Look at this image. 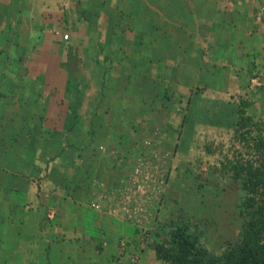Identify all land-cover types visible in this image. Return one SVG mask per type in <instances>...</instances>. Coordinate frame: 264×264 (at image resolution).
<instances>
[{
	"label": "crops",
	"instance_id": "0c3cea01",
	"mask_svg": "<svg viewBox=\"0 0 264 264\" xmlns=\"http://www.w3.org/2000/svg\"><path fill=\"white\" fill-rule=\"evenodd\" d=\"M79 2L76 12L81 21L66 20L65 25L67 32L80 31L82 27V38L70 35L69 40V34L64 33L61 44L54 50L55 35L59 34L57 14L62 11L58 1L0 0V51L5 53L0 56V62L4 63L6 56L10 60L12 54L17 55L23 49V65L28 68L23 80L29 81L31 90L36 87V96L49 99L46 104L53 111L58 109L57 98L53 96H65L67 73L60 63L65 62L71 70L77 63L85 88L80 107L84 114L81 129L87 126L89 136L92 125L99 119L96 126L105 125L114 132L111 138L99 130L101 139L113 145L119 138L122 144H129L132 136L128 134L139 132V127L133 120L131 125L128 119L122 122L125 119H120V112L130 113L132 99H138L142 110L138 109L142 112L153 110L155 87L169 80L177 81L178 86H193L203 81L205 74L206 79L219 82L213 86L214 94L228 95L247 92L250 81L257 77L260 87L251 98L257 104H264V0ZM35 48L40 54L33 62L29 54ZM68 53L73 55L71 63ZM0 74L6 76L4 83L10 77L7 69H0ZM132 82L138 91L134 95L129 90ZM31 107L40 116L48 115L46 111L51 109L47 107L44 111L45 106L37 99ZM67 117L68 113L63 115L60 129L39 130L40 136L43 133L51 137L50 143L42 142L44 145L40 136L29 143L41 146L39 152L22 142L24 124L14 127L18 128V134L15 131L8 141L2 140V164L5 161L8 168L0 166L3 172L0 174V264H16L19 251L21 264L31 253L37 264H111V258L114 263L118 259L125 262V252L132 253L130 247L122 253L118 242L132 236V232L137 234V230L121 219L92 209L87 200L92 193L89 191L93 178L98 174L102 177L103 172L110 173L109 154L101 151L104 149L101 143L94 159L85 153L93 136L86 138V143L82 141L81 153L76 152V147L65 148L60 159L67 164V174L58 167L45 171L42 168L45 159L42 149L79 144L75 135L79 129L67 132L64 128ZM3 125L1 121V137L5 134ZM121 125L126 126L124 131ZM39 128L43 130L42 122ZM55 174V185H51V180L36 179L44 175L55 179ZM86 224L90 227L86 228ZM75 246L77 251L73 254Z\"/></svg>",
	"mask_w": 264,
	"mask_h": 264
},
{
	"label": "rangeland",
	"instance_id": "374dc122",
	"mask_svg": "<svg viewBox=\"0 0 264 264\" xmlns=\"http://www.w3.org/2000/svg\"><path fill=\"white\" fill-rule=\"evenodd\" d=\"M56 1L59 2L58 5L62 7V11L60 10V13L57 14L59 26L56 31L59 34L55 35L57 44L55 43L54 50L61 44L60 39L64 33L69 34V40L70 35L76 39H81L83 36L82 27L80 31L73 32L70 30L67 32L65 25L66 20L71 23L77 20L81 21L76 12V7L80 3L79 0ZM72 4L74 7H71ZM63 11H67V13ZM47 15L49 16V14ZM128 35H130L129 32ZM39 54V50L35 48L31 50L29 59L33 62L37 61ZM52 54L54 53L52 52ZM81 54L80 52V56ZM203 76L204 80L193 86H178L179 83L175 80L157 84L154 90L156 106L151 111L147 109V111L142 112L141 107L138 106V99H132L131 104L133 106L130 113L120 112V119H125L122 122H126L128 119L127 122L130 125L134 121V124L139 127V132L132 131L128 134L132 136V141L129 144H122V140L119 138L113 145L106 143L103 138L101 139L102 134L99 130H103L106 137L111 138L114 132L108 131L105 125L96 126L99 119L96 120L95 125H92L95 131L93 141L87 145L88 148L85 153L88 152L90 157L94 159L95 156H98V151L100 152L99 143H101V147L105 149V151L104 149L101 151L109 154L110 173L103 172L102 177L98 174L96 178H93L89 191L92 193L87 199L88 203L94 202L92 203L94 206L98 205L96 211L121 219L137 230V234L134 232L130 234L132 235L131 238H123L118 242L122 253L126 251L125 248L130 247L132 249L130 250L132 253L127 250L130 254L125 252L123 258L126 261L123 262L124 260L118 259L114 263L113 258H111L109 260L111 264H165L155 258L150 246L156 235L162 236L167 228L180 223L188 224L189 231L200 237V243L207 248L209 254H215L237 240V232L242 222L237 215L236 208L239 192L233 183L231 174L222 169L221 165H225L227 161L238 157H241L242 160L250 159L249 149L239 138H236L233 128L238 119L237 111L242 100L250 103L245 112L254 123L258 124V129L264 136V104H257L251 98V95H254L260 87L261 81L257 77H253L252 80L257 79V81L256 83L250 81L247 92L241 94L230 92V94L225 95L222 93L214 94L216 88L213 86L219 82L211 78L206 79L207 75L205 74ZM25 82L27 86L25 85L24 95L22 94L24 97L23 110L19 109L22 106L14 100L10 103L11 106L8 103L7 108H5L7 117L10 111L15 109H19V116L24 114L25 105L29 102V90H31L29 81L25 80ZM182 82L188 84L189 81L183 79ZM167 84L170 86L168 87ZM136 89V83L132 82L129 90L132 91L133 95L134 92H138ZM35 91H37L36 87L33 88V92ZM6 93L8 92L6 91ZM19 93L16 90L10 96L16 99ZM43 97L38 94L36 99L45 106L44 111L47 110V107L51 109L46 111L48 115H41L43 117V130L41 128L39 130L60 129L63 115L68 113L66 97L53 96V98H57L55 100L58 104V109L56 108L54 111L50 105L46 104L49 99L46 98L45 100ZM124 101L128 102L127 99ZM2 106L3 104H0V107ZM81 114L83 117V111ZM129 115L132 116L129 118ZM184 118L185 123L182 124ZM1 120L4 121V117ZM19 120V123L23 124V121ZM29 127L32 128L33 123L27 122L25 128L21 129L22 138L26 144L31 143L24 131ZM125 127V125H121L120 129L124 131ZM126 130H130L129 127ZM75 135L79 139V144H76L78 146L76 152L81 153L82 141L89 138L87 126L78 130ZM139 136L142 137L139 138ZM255 136H257V131L251 128V137ZM39 138L41 144L42 142L44 144L50 143V135L45 137L42 133ZM64 142L66 144L68 141L65 140ZM33 147L37 148L36 152L41 150V146L36 143ZM61 147L63 146L51 145L46 148V151L42 149V157L45 156L44 164H42L44 171L58 167L67 174V164L60 159L67 146ZM25 155L28 156V153ZM77 155L76 157H79ZM2 159L0 152V166L2 165V169L8 168V163L4 161L2 164ZM48 159L52 160L49 162ZM138 165L139 168L143 166L141 170L144 173L146 170L149 171L151 186L143 190L142 211L137 218L139 221H135L129 218L132 203H121L119 195L120 191H123V188L127 186L125 180L127 181V177L130 175H134ZM1 173L3 174L0 170ZM53 176L55 179L46 175L36 177V179L38 181L51 180V185H55L57 177L56 174ZM130 187L131 193L134 194L133 186ZM46 188L49 189V186ZM50 191H53V187H50ZM84 226L90 227L87 224ZM76 249L75 246L73 254L76 253ZM19 253L20 251L15 257L16 264L18 262L21 264L20 259L22 257L19 256ZM35 258V255L31 253V255L24 257L23 264H37ZM75 258L72 260L74 261Z\"/></svg>",
	"mask_w": 264,
	"mask_h": 264
},
{
	"label": "trees",
	"instance_id": "16d2710c",
	"mask_svg": "<svg viewBox=\"0 0 264 264\" xmlns=\"http://www.w3.org/2000/svg\"><path fill=\"white\" fill-rule=\"evenodd\" d=\"M2 52L0 51V56L5 54ZM24 56L25 53L21 49L19 54H12L10 60L6 56L2 60L5 62H0V69H7L10 76L4 83L3 79H6V76L0 74V89L2 88L0 102L3 101L2 104L4 106L3 108L0 107V123L2 121L1 118L4 117L5 119L2 121L5 125V134L2 137L0 136V148L2 140L6 138L8 141V136L18 130V128L16 130L14 127L22 125L19 123V119L23 121L24 128L27 122L33 123L32 128L24 129L25 135L29 137V142H35L37 134H40L39 126L40 122L43 121V117L31 107L37 98L33 90H29V102L25 105L24 114L20 115L21 118L18 115L20 114L19 109L23 110V90L25 87L23 79L28 74V68L23 65ZM68 56V61L71 63L73 61L72 53L70 55L68 53ZM60 68L67 73L64 92L67 99L68 117L64 122V128L67 132H72L74 129L80 130L83 124L80 107L85 90L80 76L81 70L77 69V63H75V69L71 70L65 62H61ZM4 87L6 89H3ZM17 88H21L20 93L16 99L11 98L10 94L18 90ZM12 101L17 102L22 107L10 111L7 117L5 108ZM248 107L249 103L247 101L242 100L240 102L237 111L238 119L234 123L233 128L236 138H239L249 149L250 159L242 160L241 157H238L227 161L225 165H221L222 169L227 170L231 174L233 183L239 192V201L236 208L237 215L242 222L237 232V240L215 254H209L207 248L200 243V237L189 231L188 224H175L173 227L167 228L165 233L163 232V237L156 235L152 241L150 247L158 261L165 264H264V136L261 135L258 124L254 123L252 118L246 114L245 111ZM36 116L38 117L36 118ZM38 121L40 122L38 123ZM184 121L185 118L182 124L185 123ZM251 128L256 129L257 136L251 137ZM94 132L92 129L90 136H93ZM13 142L16 143L17 139ZM27 145L31 147V144L27 143ZM67 145L68 148L76 147L75 149L78 150V146L73 145V143H68ZM10 146L12 148V145H9V148ZM31 148L34 149L33 145ZM80 161V159H77V162Z\"/></svg>",
	"mask_w": 264,
	"mask_h": 264
},
{
	"label": "built area",
	"instance_id": "2783aa9c",
	"mask_svg": "<svg viewBox=\"0 0 264 264\" xmlns=\"http://www.w3.org/2000/svg\"><path fill=\"white\" fill-rule=\"evenodd\" d=\"M257 79L252 80V82L256 83ZM138 168L135 170L134 175H130L127 177V181L125 180L126 187L123 188V191H120L119 199L121 203H132V209L130 208V214L129 218L135 221H139V214L142 211L141 206H142V200H143V195H144V188H147L151 186V180L149 178V171L146 170L144 173L141 170V166L139 168V165L137 166ZM141 181V183H140ZM150 182V184H149ZM132 190L134 191V194L131 193V187ZM94 203V202H92ZM91 203V207L94 208V210H97L98 205H93ZM128 213V212H127Z\"/></svg>",
	"mask_w": 264,
	"mask_h": 264
}]
</instances>
